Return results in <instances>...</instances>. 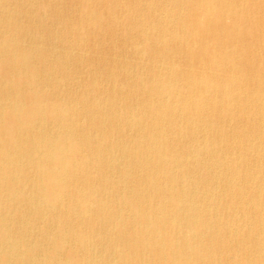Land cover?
<instances>
[{
	"label": "bare ground",
	"instance_id": "bare-ground-1",
	"mask_svg": "<svg viewBox=\"0 0 264 264\" xmlns=\"http://www.w3.org/2000/svg\"><path fill=\"white\" fill-rule=\"evenodd\" d=\"M0 264H264V0H0Z\"/></svg>",
	"mask_w": 264,
	"mask_h": 264
}]
</instances>
